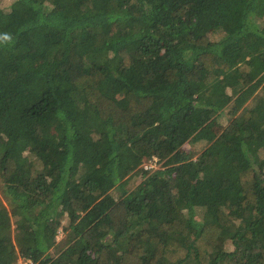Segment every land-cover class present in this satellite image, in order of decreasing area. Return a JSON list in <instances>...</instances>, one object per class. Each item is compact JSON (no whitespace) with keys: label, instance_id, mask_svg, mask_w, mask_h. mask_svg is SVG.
I'll use <instances>...</instances> for the list:
<instances>
[{"label":"trees","instance_id":"16d2710c","mask_svg":"<svg viewBox=\"0 0 264 264\" xmlns=\"http://www.w3.org/2000/svg\"><path fill=\"white\" fill-rule=\"evenodd\" d=\"M9 2L0 264H264V0Z\"/></svg>","mask_w":264,"mask_h":264},{"label":"rangeland","instance_id":"374dc122","mask_svg":"<svg viewBox=\"0 0 264 264\" xmlns=\"http://www.w3.org/2000/svg\"><path fill=\"white\" fill-rule=\"evenodd\" d=\"M9 0H0V6H2V7H4V6H8L9 5ZM210 38H211V40L212 41H216L218 38L215 36V35H211L210 36ZM226 117L225 116H222L221 118H219V120H218V124H220L221 125V127H224L225 125H226ZM186 148H189V146H187ZM204 148H203V143H196L195 145H194V148H193V151H194V154L195 155H198V154H200L201 152H202V150H203ZM144 167H152V168H155V167H158L156 164H155V162L153 161V162H149V163H147ZM139 180H136L134 183H135V185H138L139 184ZM132 184H133V181H132ZM63 224H64V222H63ZM63 238H64V235H63V233H62V231L61 230H59V232H58V236H57V242H61V241H63ZM225 248L227 249V250H231L232 248H231V246L229 245V244H226V246H225ZM16 264H30L28 261H24L23 259H17V261H16Z\"/></svg>","mask_w":264,"mask_h":264}]
</instances>
